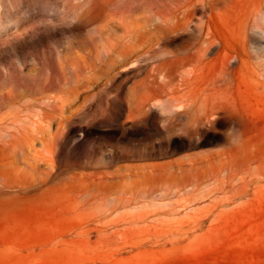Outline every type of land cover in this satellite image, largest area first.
Masks as SVG:
<instances>
[{
  "label": "rangeland",
  "instance_id": "rangeland-1",
  "mask_svg": "<svg viewBox=\"0 0 264 264\" xmlns=\"http://www.w3.org/2000/svg\"><path fill=\"white\" fill-rule=\"evenodd\" d=\"M0 264H264V0H0Z\"/></svg>",
  "mask_w": 264,
  "mask_h": 264
},
{
  "label": "bare ground",
  "instance_id": "bare-ground-1",
  "mask_svg": "<svg viewBox=\"0 0 264 264\" xmlns=\"http://www.w3.org/2000/svg\"><path fill=\"white\" fill-rule=\"evenodd\" d=\"M204 43H206V41H204ZM184 208V207H183Z\"/></svg>",
  "mask_w": 264,
  "mask_h": 264
}]
</instances>
